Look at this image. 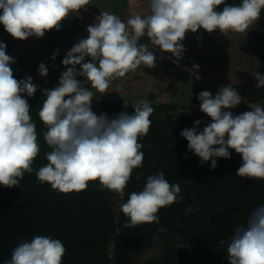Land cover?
I'll return each instance as SVG.
<instances>
[{"label":"clouds","instance_id":"1","mask_svg":"<svg viewBox=\"0 0 264 264\" xmlns=\"http://www.w3.org/2000/svg\"><path fill=\"white\" fill-rule=\"evenodd\" d=\"M90 2L0 0V24L15 39L42 38L48 31H59L68 16L86 10ZM262 10L264 0L231 5L226 0H147L146 12L133 10L126 22L108 11L100 13L87 27V38L79 39L62 60L66 71L58 86L42 90L45 98L38 117L45 126L43 137L50 151L45 153L47 163L38 170L33 168L40 153L38 133L28 100L23 98L25 93L33 97L37 85L31 76L14 78L9 65L15 60L0 42V186L20 187L24 174L35 172L38 182L48 183L61 193H79L89 182L98 181L99 190L123 197L133 169L143 165L139 140L150 131L154 108L146 98L140 99L132 103L133 114L125 111L110 119L105 113L92 111L95 92L110 93L115 81L142 65L156 67L157 56L149 46L170 53L179 64L188 32L245 33L259 21ZM144 37L149 43L139 44ZM257 64L260 66L259 60ZM198 70L194 65L196 80L200 79L195 75ZM38 74L48 75L45 64H39ZM77 77L85 79L81 82ZM254 77L255 87L264 88V74L257 71ZM114 91H122L121 85L116 84ZM198 99L200 111L211 118V123L198 132L202 121L196 120L193 128L181 131L188 150L200 158L201 165L211 160L215 169L216 158L229 159V149H233L243 161L236 175L264 180V106L247 103L249 111L233 115L227 109L244 100L232 83L221 86L214 97L207 90L201 91ZM180 193V185L170 183L162 171L149 176L143 190L132 192L120 205V211L129 218L124 226L159 223V210L179 202ZM198 210L189 206L185 215ZM219 244L224 246L225 241L221 239ZM65 253L59 239L36 235L15 246L4 264H63ZM226 257L228 264H264V204L253 208L245 223L235 227L227 242Z\"/></svg>","mask_w":264,"mask_h":264},{"label":"trees","instance_id":"2","mask_svg":"<svg viewBox=\"0 0 264 264\" xmlns=\"http://www.w3.org/2000/svg\"><path fill=\"white\" fill-rule=\"evenodd\" d=\"M241 2L226 0L229 5ZM219 8L222 9L223 5ZM255 35L259 43V58L264 63V10L257 21ZM59 40L60 34L55 29L47 32L49 57L52 59L56 54L54 61L59 62L64 72L63 59L55 50ZM0 42L6 44V54L15 60L9 65L14 78L21 80L31 76L37 85L33 97L25 93L23 98L28 100L30 115L38 133L40 153L33 164V168L38 170L47 163L45 153L50 151L43 137L45 126L38 117L45 98L42 95L43 87L23 55L16 53L14 43L4 36L1 26ZM77 79L84 81L82 77ZM92 102L111 111L113 117L125 111L129 115L134 113V107L123 108L119 101H102L94 95ZM180 117L174 119L169 115L168 121L159 126L162 133L154 128L157 124L150 117V131L139 140L143 145L142 151L146 153L143 165L133 169L124 190L122 204L127 202L132 192L143 190L149 176L160 171L170 183H178L182 199L159 210V223L125 227L129 218L120 209L115 214L112 208L118 194L106 189L99 190L98 181L89 182L87 189L79 193L65 194L53 190L48 183L38 182L35 172L25 173L20 187L0 186V264L11 258L13 248L21 241H30L36 235L51 236L64 244L66 253L63 264H111L108 253L111 241H114L113 260L117 264H134L133 256L142 248L150 247L153 234L166 224L168 216L172 218L173 225L181 223L180 229L186 228L195 234L197 257H183L185 264H228L227 242L235 227L245 223L251 210L264 204V180L237 176L243 161L242 156L233 149H229V159L216 158L215 169L208 162L201 165L199 157L188 150V141L180 135L182 130L193 128L199 116L185 113ZM170 125L173 127L166 129ZM187 159L194 161L190 163ZM191 171L193 174L187 175ZM189 206L193 209L198 207L199 210L185 215V209ZM221 239L225 241L224 246L219 244Z\"/></svg>","mask_w":264,"mask_h":264},{"label":"rangeland","instance_id":"3","mask_svg":"<svg viewBox=\"0 0 264 264\" xmlns=\"http://www.w3.org/2000/svg\"><path fill=\"white\" fill-rule=\"evenodd\" d=\"M219 10L222 9L219 8ZM256 26L257 22L245 33L230 31L227 35L218 30L212 33H207L203 29H199L196 33L188 32L182 42L185 51L181 59L186 69L177 66L174 68L176 70L173 75L168 73L171 79L166 87L163 86L158 89L154 86L138 85L136 86L137 92L133 93L130 85L123 88L119 93L112 89H110V93L103 95L95 92V97L102 101L117 99L111 101H119L123 108L133 107L132 103L146 98L154 108L151 117L157 124L154 128L160 130V133H162V129H159V126L168 121L169 115L174 119H180V115L185 113H193L199 116L202 123L197 127V130H203L211 123V118L200 111L199 93L207 90L214 97L221 86H226L229 83L236 87L245 102L236 108L227 109L233 115L249 111L247 103H258L264 106V88L255 87L254 74L257 71L264 74V63L259 58V43L255 35ZM192 45H195V51L192 49L193 52L188 48ZM208 46H211V50L214 52L210 50L211 55L208 52ZM194 52L200 55L201 61L196 60ZM257 60H259L260 66H258ZM194 65L199 66L198 72L195 73L200 77L199 80H196L192 74ZM166 69L167 71L172 69V65L168 64ZM113 88L115 87L113 86ZM129 88L131 89L129 90ZM92 111L97 115L105 113L110 119L113 118L111 111L101 108L94 102H92ZM172 127L173 125H170L165 128L169 130ZM174 135L177 134L174 133ZM142 152L145 156L146 153ZM187 160L190 163L194 161L193 159ZM210 163L211 160L208 161V164ZM192 170L194 171V169ZM193 171L187 175H192ZM123 198L124 195L123 197L118 195L114 198L112 208L115 214H118ZM165 223L153 234L150 247L142 248L136 256H133L132 262L134 264H185L183 257L186 259L197 257L193 231L186 228L180 229L182 224L178 222L173 225L174 222L170 216L167 217ZM108 253L110 257L114 258V241L110 242ZM113 261H115L114 264H117L116 260Z\"/></svg>","mask_w":264,"mask_h":264},{"label":"crops","instance_id":"4","mask_svg":"<svg viewBox=\"0 0 264 264\" xmlns=\"http://www.w3.org/2000/svg\"><path fill=\"white\" fill-rule=\"evenodd\" d=\"M147 7V0H91L90 4L87 6L86 10L81 9L78 13H73L63 21V26L58 32L60 34V40L55 48L57 54L64 59L67 52L73 47L79 39L87 38L88 33L86 31L89 25H93L96 18L100 13L108 11L112 14L118 15L123 21L129 18L133 10L145 11ZM2 14V13H0ZM2 30L4 31V36L9 39L15 45L16 53L23 55L24 60L30 64L32 67L36 78L43 87V89H51L59 84V78L63 72L61 67L58 65L59 62L52 60L49 57L46 48V37L47 32L42 38L29 37L26 40H18L10 36L5 30L3 24H0ZM194 34L192 35V37ZM139 44L149 43L147 37L141 39ZM195 45L188 47L190 50H194ZM149 50L153 51L157 56L156 67L146 68L143 65L138 68L135 72H130L126 74L124 78H120L114 82L113 86L116 84L121 85L123 88L132 86V92L136 93V86L144 85L149 87H166L169 84L171 76L168 73L174 74L175 67L185 68L184 63L180 60L179 64L174 62V58L170 53H162L158 49H153L149 46ZM192 50V52H193ZM200 50V49H199ZM211 46H208V52L211 53ZM196 54V60L201 61L200 55ZM214 53V52H213ZM183 55V54H182ZM213 55V54H212ZM160 57H163L161 59ZM89 58H85V62H88ZM203 60V59H202ZM40 63L45 64L48 69V75L46 77H41L38 74V66ZM171 64L172 69H166L167 65ZM186 69V68H185ZM77 70H80V66L77 65ZM169 76V77H168ZM83 78V77H82ZM85 79V78H84ZM82 82V81H81ZM121 82V83H120ZM131 88H129L130 90ZM114 90V88H112ZM95 92V90H93ZM110 91V90H109ZM99 99V98H98ZM100 100V99H99ZM117 100V99H111ZM104 100V101H111Z\"/></svg>","mask_w":264,"mask_h":264},{"label":"built area","instance_id":"5","mask_svg":"<svg viewBox=\"0 0 264 264\" xmlns=\"http://www.w3.org/2000/svg\"><path fill=\"white\" fill-rule=\"evenodd\" d=\"M111 264H114L113 258L111 257Z\"/></svg>","mask_w":264,"mask_h":264}]
</instances>
